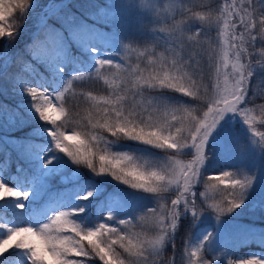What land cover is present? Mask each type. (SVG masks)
<instances>
[{
	"label": "trees",
	"instance_id": "trees-1",
	"mask_svg": "<svg viewBox=\"0 0 264 264\" xmlns=\"http://www.w3.org/2000/svg\"><path fill=\"white\" fill-rule=\"evenodd\" d=\"M211 1L216 4L211 15L212 2L202 3L200 9L206 16L208 9L210 17L215 12L211 18L217 19L220 0ZM252 1L255 9L250 11L263 19L261 2ZM111 2L91 0L80 7L79 0H68L65 19H73L69 12L77 8L82 25L67 30L51 17L38 34L18 44L9 72L0 74V137L7 146L0 148V264H19L29 255L35 264H102L99 251L109 260L102 240L86 229L90 222L86 214H95L106 192L100 173L123 172L127 165L133 169L134 157L145 141L176 145L189 120L181 110L187 107L198 113L206 100L218 41L213 27L208 38L204 23L192 29V22H187L186 17H194L197 10H185L183 3L172 19L160 22L144 17L139 21L145 25L139 28L140 23L131 22L127 15L114 21L107 11ZM29 4L30 0H0V33L10 26V31L15 29ZM171 25L172 40L165 32ZM71 74H78L70 85L72 92L54 106L53 95ZM259 74L254 73V79ZM256 90L251 105L256 100L264 103V81ZM236 169V163L225 159L209 167L225 188L233 184L227 176ZM81 184L87 192L74 193ZM52 193L57 199L69 198L70 203V209L54 216L50 226L56 259L35 246L25 230L26 215L44 210ZM26 194L30 199L18 208L16 202L26 200ZM4 216L17 221L5 242ZM134 218L126 220L131 228L138 226ZM120 231L126 235L131 230L121 226ZM256 249L264 251V239H251L232 255ZM241 264L257 263L247 258Z\"/></svg>",
	"mask_w": 264,
	"mask_h": 264
},
{
	"label": "rangeland",
	"instance_id": "rangeland-1",
	"mask_svg": "<svg viewBox=\"0 0 264 264\" xmlns=\"http://www.w3.org/2000/svg\"><path fill=\"white\" fill-rule=\"evenodd\" d=\"M67 1L30 0L15 29L10 31V26L0 33V74L9 72L18 44L38 34L51 17L59 19L57 22L67 30L82 25L77 8L69 12L75 16L73 19H65ZM79 1L80 7L91 2ZM209 1L211 15L216 10L211 0H112L107 9L114 21L127 15L131 22L140 23L149 16L163 22L179 13L184 3L185 10H197L194 17H186L192 29L204 23L209 38L210 26L213 27L218 43L217 60L209 76L211 88L209 84L205 87L206 100L201 110L193 114L182 105L181 113L189 120L181 128L179 142L167 146L145 141L134 157L133 169L127 165L123 172L100 173L106 192L95 214H86L90 220L86 229L91 237L102 240L109 257L107 260L99 251L102 264H241L247 258L264 264V251L232 255L241 244L264 239V103H249L259 93L257 84L264 81V18L250 11L255 9L252 0H220L217 7L221 13L214 19L211 17L215 12L210 17L208 9L207 16L200 9ZM256 2H261L264 10V0ZM142 25L144 21L138 27ZM173 25L165 29L170 40ZM113 37L110 41L114 43ZM27 66H33L30 60ZM254 73L263 75L259 74L257 77H262L258 80ZM77 77L78 74L66 77L65 85L53 95L54 106L72 92L70 85ZM66 136L73 137L71 133ZM0 148H7L1 137ZM223 159L237 164L235 172L227 176L233 182L229 188L220 185L209 170L211 164ZM86 191L83 184L75 188V193ZM52 196L45 210L27 214L26 229L34 242L43 243L47 253L56 258L49 226L55 215L69 209V198L57 199L56 193ZM28 197L17 204L25 203ZM132 216L138 223L133 228L126 221ZM4 220L8 232L1 236L5 242L16 222L6 216ZM118 225L131 231L125 235L120 228L114 229ZM31 260L29 257L21 264H31Z\"/></svg>",
	"mask_w": 264,
	"mask_h": 264
}]
</instances>
